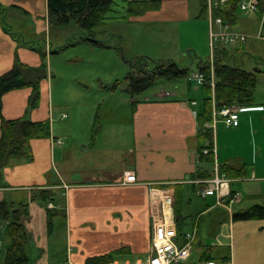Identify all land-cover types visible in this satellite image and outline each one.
Listing matches in <instances>:
<instances>
[{
    "label": "crops",
    "instance_id": "obj_1",
    "mask_svg": "<svg viewBox=\"0 0 264 264\" xmlns=\"http://www.w3.org/2000/svg\"><path fill=\"white\" fill-rule=\"evenodd\" d=\"M129 1L150 0H124L125 9ZM203 1L159 0L157 9L146 11L137 17L127 13L121 20L127 25L171 23L174 30L175 24L180 27L179 24L184 22L194 25V32L200 31L202 39L208 41L209 22L207 13L203 11ZM12 8L23 13L19 17L22 23L29 24L20 33L13 31V26L20 24L17 16L13 22H9L12 25L6 20ZM0 9H3L0 12V75L12 67L15 54L25 65L39 66L40 53L30 46L44 51L47 63V76L40 82V98L35 108H28L30 88L13 90L1 97V114L5 119L25 117L32 122L48 121L50 124L49 137L30 140L31 157L10 159L0 170V203L7 202L14 209L25 205L28 213L21 220L26 234V264H51L50 238L55 218H60L64 224L62 245L66 249V264H86L88 259L107 252L108 249L92 247V244L84 248L85 236L98 231H107L115 238L116 244L112 251L125 248L126 251L122 253L125 255L145 252L149 254L153 191H156V196L163 191L173 194L171 206L175 222L180 232L185 234L180 225L183 219L180 206L188 194H191L187 186H191L192 194H195L197 185L189 181L206 179L204 175L197 177L199 165L207 170L209 177H212L215 165L218 169L224 166L231 169L233 174L237 173L228 175L227 178L229 190L237 193L240 199L229 211L215 207L214 197H199L204 201L205 207L196 217L207 210L212 213L215 211L211 218H218L215 222H210L215 229L212 233L215 241L206 244V237L200 236L202 214L197 222L196 244L187 262L195 264L210 257L218 263L229 261L231 264H264V220H232L235 212L253 205H264V95L257 100L254 96L253 106H242L246 109L239 113L237 127H228L222 120L215 121L210 129L211 147L215 148L216 154L210 164L196 162L197 112L201 102L188 97L185 92L176 95L161 91L153 93L152 97L137 100L135 97L130 98V129L125 130V133L122 130H113V138L103 140L100 137L102 129L98 131V127L95 128L99 115L97 113L90 135L88 134L91 141L81 145L82 150L79 151L86 157L89 156L90 160L94 158L93 169L74 170L71 169L72 153L77 148L71 143L73 139L67 144L62 142L64 137H69L66 130H60L57 126L59 122L62 126L65 125L64 110L62 106H54L52 93L49 92L51 75L48 55L52 51L50 36L53 26H49L47 21L46 0H0ZM239 22L237 17L236 32H244L247 39L243 44L249 45L251 50L254 49V41L259 42L253 38L257 21L252 31L238 30ZM4 28L9 32H5ZM103 28L97 37L105 34ZM43 34L45 41L40 43ZM109 36L116 37L118 43L105 49L121 51V36L114 33ZM176 37L180 39V29L176 30ZM178 46L180 47L179 42L176 44ZM57 48L63 49V46ZM261 49L262 54L259 56H264L263 45ZM231 61H234L233 56ZM260 75L264 74H258ZM212 120L206 124L207 128L211 126ZM84 138L86 135L79 141ZM118 157L119 163H112V158ZM128 165L132 168H128ZM125 172H133L136 182L124 183ZM39 190L52 192L50 201L57 215L51 221L50 230L47 211L42 201L32 200V192ZM175 203L180 221L174 212ZM195 218L191 217L192 229L197 219ZM210 224L208 222L209 227ZM120 231L125 233L120 235ZM178 237L181 241L182 236ZM9 244L8 222L0 221V264H4ZM113 262L121 264L117 260ZM139 263L142 261L137 260L136 264ZM124 264L129 263L125 261Z\"/></svg>",
    "mask_w": 264,
    "mask_h": 264
},
{
    "label": "rangeland",
    "instance_id": "obj_2",
    "mask_svg": "<svg viewBox=\"0 0 264 264\" xmlns=\"http://www.w3.org/2000/svg\"><path fill=\"white\" fill-rule=\"evenodd\" d=\"M112 8L113 12L110 13L109 19H107L106 25L103 28L105 34L98 36L96 39L103 41L107 46H114L118 43V40L116 37L109 36V34L120 35L121 51L114 48H99L87 41H83L84 37L80 34V29L73 22L65 26L52 27L50 48L53 53H49L48 55L49 75H51L49 78V92L52 93L54 106H62L64 110L65 125L62 126L61 122H59L57 126L60 130H66L69 137H64L62 142L67 144L69 140L73 139L74 141L71 143L76 145L75 148H77L72 153L74 163L72 162L73 168L71 169L74 170L81 169L84 171L93 169L94 158L90 160L89 156L86 157L79 151L80 149L82 150L80 148L81 145L88 144L91 141L89 138L90 128L92 123L95 122L94 116L97 113L99 115L95 128L98 127V131L102 129L100 137L103 140L108 137L113 138V130H122L125 133V130L130 129L129 121L132 116V105L130 97L125 91L126 83L124 79L132 70L131 67L136 61L145 58L147 60V69H152L154 62L170 59L176 62L180 68L187 69L188 75L192 77V75L197 73V62L200 60L208 62L211 56L209 35L208 41L202 39L200 31H196L195 33L193 30L194 25L192 26V24H185L183 22L179 24L181 25L180 27H177V24H175V29H180L181 33L180 39H177L176 30L172 29L173 25L171 23L161 22L150 24L149 26L144 24H125L121 20L127 14L123 0H116ZM9 11L10 13L6 19L9 25H12L9 22H13L15 16L19 19L23 15L22 12L14 10V8ZM236 15L240 21L237 29L252 31L253 25L257 21L256 17H245L238 10ZM26 26H29V24L20 21V24L13 26V31L20 33V30ZM235 27L236 25H231V28L236 32ZM239 33L244 34L242 31H239ZM44 37L45 34H43L41 42L39 41L40 43L45 41ZM177 42H179L180 47H176ZM254 43L256 44L252 50L249 49V45L245 46L244 44L215 43V46L224 48L230 57L233 56V62L236 65L241 66L246 71L254 72V68L257 65L253 57L257 56L259 59L264 60V56H259L262 54V44L256 41ZM60 46H63L61 51L57 48ZM55 50L57 51L56 53H54ZM187 79L159 80L154 86L134 97L136 100L147 96L152 97L153 93H160L161 91L175 93L176 95L185 92L188 97L195 98V100L201 102L203 97L206 96V92L193 79L189 81ZM263 95L264 75H260L258 76L254 96L257 100L258 97ZM85 135L86 138L79 141ZM119 161V157L112 158V163L117 164ZM127 167L132 168L130 165ZM190 187L187 186V189H189L188 191L191 194H188V197L185 198L183 204L180 206L183 218L180 225L185 233L192 231L191 217L195 218L198 212L205 207L204 201L195 194H192ZM212 203L213 201H211ZM214 212H207L206 210L202 213L200 236L206 237V244H212L215 241V237L212 236L215 229L210 224L211 221L215 222L218 220L217 217L211 218ZM202 214L198 216L199 219ZM185 216H188V218H185ZM53 224L54 228L50 238V262L51 264H66V249L62 245L64 224L60 218H55ZM124 233L125 231L119 232L120 235ZM85 241V249L92 244V247L102 250L108 249L107 252H112L115 248L112 247L116 244L115 238L107 231H98L94 234L86 235ZM107 252H103L105 253L103 255L108 254ZM147 256L146 252L137 254L127 253L126 255L119 253L114 259L121 264H124L125 261H128L129 264H136L137 260L144 262ZM184 264L189 263L185 262Z\"/></svg>",
    "mask_w": 264,
    "mask_h": 264
},
{
    "label": "trees",
    "instance_id": "obj_3",
    "mask_svg": "<svg viewBox=\"0 0 264 264\" xmlns=\"http://www.w3.org/2000/svg\"><path fill=\"white\" fill-rule=\"evenodd\" d=\"M116 0H46L47 21L49 26H65L73 22L80 29L83 41H87L99 48H109L103 41L96 39L101 32L108 15L113 10ZM124 1V0H123ZM239 0H228L226 6L221 11H216L215 15L221 16L225 22L235 26L237 24V3ZM204 13H207L206 0L203 1ZM159 7V0L150 1H129L126 3L127 13L131 16H141L146 11ZM3 9H0V12ZM5 32H9L4 28ZM12 37H14L12 35ZM16 40V39H15ZM40 53L41 64L31 67L23 64L17 54L14 55L12 67L0 75V170L6 166L10 159L31 157L30 140L46 138L50 135V124L48 121L32 122L28 119L19 118L7 120L1 114V97L7 92L30 88L31 94L28 99V108L33 109L39 103L40 82L47 76L46 54L44 51L30 46ZM62 48L60 49V51ZM53 51H50V53ZM57 51L55 50L54 53ZM257 67L254 72H249L241 66L232 63L231 57L224 48H216L214 52V62L212 71L209 62L199 61L196 64L197 70L202 74L204 83L199 85L206 92V96L201 100L197 112L198 132L197 150L199 164H210L213 162L211 154L204 156V148H212V131L206 124L212 120V105L221 108L225 105L235 104L238 106L251 107L254 105V90L257 85L258 74H264V60L253 57ZM261 66V68H260ZM132 70L124 79L126 92L130 98L142 93L146 89L154 86L159 80H177L188 77L187 69H182L173 60H158L154 62L152 69H147V60L141 58L131 67ZM213 80V91L210 82ZM213 92V93H212ZM220 172L226 176L235 175L228 167H220ZM234 172V171H233ZM197 177L204 175L209 177L207 170L199 168ZM32 200H41L47 211L49 230L51 221L57 215L56 210L48 208L51 203L52 192L39 190L32 192ZM174 212L180 221L178 210ZM28 215L25 205L19 209H14L9 203H0V221L8 222L9 247L7 249L4 264H26L27 257L24 253L26 244V234L21 224V220ZM233 221L264 220V205H253L245 210L232 214ZM178 235L182 236L180 229ZM125 248L109 252L106 255L88 259L86 264H109L115 259L117 254L125 252ZM214 260L206 258L204 260Z\"/></svg>",
    "mask_w": 264,
    "mask_h": 264
},
{
    "label": "built area",
    "instance_id": "obj_4",
    "mask_svg": "<svg viewBox=\"0 0 264 264\" xmlns=\"http://www.w3.org/2000/svg\"><path fill=\"white\" fill-rule=\"evenodd\" d=\"M207 1V17L209 22V36H210V68L212 71L214 62V52L216 50L215 43L223 44H240L246 41V35L235 32L230 23L225 22L221 16L215 15L216 11H221L226 6L228 0H206ZM237 10L245 17H256L257 26L256 33L253 38L264 47V0H239L237 3ZM188 80L193 79L197 85L204 83L202 74L196 73L192 77L188 76ZM210 87L213 91L214 82L211 80ZM246 108L235 104L225 105L221 108H212V124L208 126L212 128L216 120H222L228 127H237L239 124V113L245 111ZM211 154L215 156V148H204L202 155L207 156ZM196 162L199 163V156L196 154ZM124 183H135L136 176L133 172H125ZM197 185L195 194L198 197H214L215 207L232 210L240 197L237 193H231L228 186V178L224 173H221L217 165L214 167L212 177L206 179H199L196 181H189ZM174 184V183H173ZM66 188V187H64ZM150 205V220H151V239L150 249L147 259L139 264H184L187 262L191 251L197 240V222L195 221L194 228L191 232L182 235L181 241L177 231L175 216L171 206L173 194L170 191L161 193L152 192ZM48 208H52L49 203ZM180 241V242H179ZM118 264V263H109ZM195 264H231L229 261L218 263L215 260L198 261Z\"/></svg>",
    "mask_w": 264,
    "mask_h": 264
}]
</instances>
